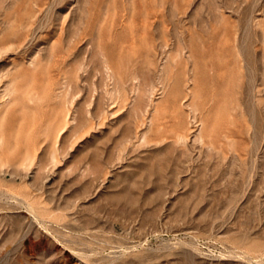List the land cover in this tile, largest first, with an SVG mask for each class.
Instances as JSON below:
<instances>
[{
	"label": "rangeland",
	"instance_id": "obj_1",
	"mask_svg": "<svg viewBox=\"0 0 264 264\" xmlns=\"http://www.w3.org/2000/svg\"><path fill=\"white\" fill-rule=\"evenodd\" d=\"M6 85L0 264H264V0H0Z\"/></svg>",
	"mask_w": 264,
	"mask_h": 264
},
{
	"label": "bare ground",
	"instance_id": "obj_2",
	"mask_svg": "<svg viewBox=\"0 0 264 264\" xmlns=\"http://www.w3.org/2000/svg\"><path fill=\"white\" fill-rule=\"evenodd\" d=\"M16 91V89L11 88V86H7L4 88L3 90V94H0V98H2V100H0V109H2L3 104L6 100H11V96L12 94H14V92ZM16 93V92H15ZM29 93V92H28ZM18 98V96H16ZM15 99V97H13ZM26 98L27 100H31L32 97L30 96V94H26Z\"/></svg>",
	"mask_w": 264,
	"mask_h": 264
}]
</instances>
